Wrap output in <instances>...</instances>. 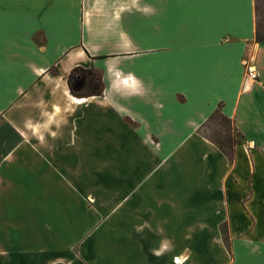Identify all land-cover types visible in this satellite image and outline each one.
Masks as SVG:
<instances>
[{
	"label": "crops",
	"instance_id": "0c3cea01",
	"mask_svg": "<svg viewBox=\"0 0 264 264\" xmlns=\"http://www.w3.org/2000/svg\"><path fill=\"white\" fill-rule=\"evenodd\" d=\"M219 103L231 163L199 133ZM0 118V264H264L254 0H0Z\"/></svg>",
	"mask_w": 264,
	"mask_h": 264
},
{
	"label": "trees",
	"instance_id": "16d2710c",
	"mask_svg": "<svg viewBox=\"0 0 264 264\" xmlns=\"http://www.w3.org/2000/svg\"><path fill=\"white\" fill-rule=\"evenodd\" d=\"M254 9L255 39L256 41H264V0H254ZM67 83L70 92L77 97L101 95L104 90L102 73L93 67L84 68L79 65L73 67L67 75ZM221 105L222 103L218 104L217 108L199 128V133L212 141L231 163L234 160L235 146L241 142L243 135L239 131H237V133L240 135V139L232 135V131L237 130V128L235 124L233 127L230 126L233 123V120L222 113ZM215 117L220 118V121L217 123V125L220 127L215 128L211 134H205L203 130L204 127L207 126V124ZM11 137H15L14 140L16 141L21 139L20 135L12 128L11 135L10 137L7 136L6 140L10 139ZM8 150L9 149L3 150L1 156L6 154Z\"/></svg>",
	"mask_w": 264,
	"mask_h": 264
},
{
	"label": "rangeland",
	"instance_id": "374dc122",
	"mask_svg": "<svg viewBox=\"0 0 264 264\" xmlns=\"http://www.w3.org/2000/svg\"><path fill=\"white\" fill-rule=\"evenodd\" d=\"M220 118L219 117H215L211 122H209L208 124H207V126H205L204 127V133L205 134H211L212 133V131L215 129V128H217V127H220V126H218L217 125V123L220 121L219 120ZM221 123V122H220ZM231 127H233L234 126V121H233V123L230 125ZM233 130V129H232ZM237 131L238 130H233L232 131V135H234L236 138H238V139H240V135H238V133H237ZM7 132H8V127H6L5 125H4V122L2 121V119L0 118V145H2V149H0V152L3 150V147L6 145V144H8V142L7 141H3V136L5 135V134H7ZM10 141H12V140H10ZM243 141V139H241V142ZM1 148V147H0ZM260 208L261 209H264V203H263V205H261L260 206ZM244 209V208H243ZM230 211H232V214L235 212V210L236 209H229ZM219 231H220V233L222 234V238H223V240H224V243H225V245H226V248H228V240H229V236H228V232H227V226L226 225H222V226H220V228H219ZM207 248H209L210 249V247H207ZM186 250L188 251V247H186Z\"/></svg>",
	"mask_w": 264,
	"mask_h": 264
},
{
	"label": "built area",
	"instance_id": "2783aa9c",
	"mask_svg": "<svg viewBox=\"0 0 264 264\" xmlns=\"http://www.w3.org/2000/svg\"><path fill=\"white\" fill-rule=\"evenodd\" d=\"M248 79H254L257 77V72L252 66L247 67Z\"/></svg>",
	"mask_w": 264,
	"mask_h": 264
}]
</instances>
